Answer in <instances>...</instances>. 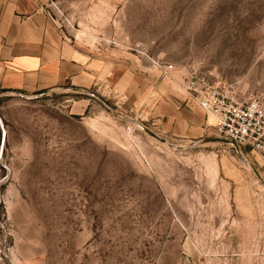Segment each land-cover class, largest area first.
I'll return each instance as SVG.
<instances>
[{"label":"rangeland","instance_id":"obj_1","mask_svg":"<svg viewBox=\"0 0 264 264\" xmlns=\"http://www.w3.org/2000/svg\"><path fill=\"white\" fill-rule=\"evenodd\" d=\"M28 1L99 69L0 92V264H264V165L184 87L264 107V0Z\"/></svg>","mask_w":264,"mask_h":264},{"label":"crops","instance_id":"obj_2","mask_svg":"<svg viewBox=\"0 0 264 264\" xmlns=\"http://www.w3.org/2000/svg\"><path fill=\"white\" fill-rule=\"evenodd\" d=\"M98 65L63 39L30 1L0 0V92L31 95L83 82ZM178 122L179 128L185 124Z\"/></svg>","mask_w":264,"mask_h":264},{"label":"built area","instance_id":"obj_3","mask_svg":"<svg viewBox=\"0 0 264 264\" xmlns=\"http://www.w3.org/2000/svg\"><path fill=\"white\" fill-rule=\"evenodd\" d=\"M152 62L154 69L163 76L172 68L158 60ZM184 84L188 99L205 114L214 117V133L233 148H246L259 155L260 165H264V107L228 87L191 79Z\"/></svg>","mask_w":264,"mask_h":264},{"label":"water","instance_id":"obj_4","mask_svg":"<svg viewBox=\"0 0 264 264\" xmlns=\"http://www.w3.org/2000/svg\"><path fill=\"white\" fill-rule=\"evenodd\" d=\"M147 133H148L150 136H152V137H154V138H156V139H158V140H160V141H162V142L165 141L164 139L157 137L154 133H151V132H149V131H147ZM205 140H206V141H220V142H226L224 139H221V138H206Z\"/></svg>","mask_w":264,"mask_h":264},{"label":"bare ground","instance_id":"obj_5","mask_svg":"<svg viewBox=\"0 0 264 264\" xmlns=\"http://www.w3.org/2000/svg\"><path fill=\"white\" fill-rule=\"evenodd\" d=\"M208 116H211V115H207V117H208ZM212 117H213V116H212ZM213 118H214V117H213ZM214 120H215V119H214ZM213 123H214V122H213V120H212V125H213ZM163 142H165V141H163Z\"/></svg>","mask_w":264,"mask_h":264}]
</instances>
